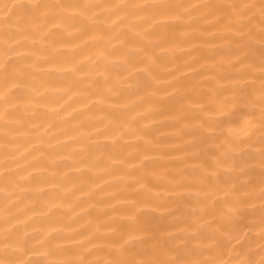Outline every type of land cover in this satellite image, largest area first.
<instances>
[{"label":"bare ground","instance_id":"1","mask_svg":"<svg viewBox=\"0 0 264 264\" xmlns=\"http://www.w3.org/2000/svg\"><path fill=\"white\" fill-rule=\"evenodd\" d=\"M136 2L195 5L228 4L238 0ZM239 2L258 3L259 0ZM189 12L182 21H168V26L162 29L143 26L153 32L148 52L155 63L149 71H142L144 53L135 52L130 63L137 72L130 74L119 69L114 79L115 95L109 93L108 99L98 94L96 72L87 60L97 51L96 45L92 42L83 45L80 39L67 36L42 44L38 35L30 37L37 40L30 49L36 55L23 61L29 66L27 81L13 101L20 123H10L5 128L0 122V217L11 214L24 219L26 214L32 218L30 222L36 231L57 229L66 239L54 243L78 251L91 250L93 245L104 249L114 238L111 230L115 234L126 231L133 225L130 219L133 216L138 223L154 230L169 223L183 228L192 222V212L197 208L196 194L200 191L199 166L210 152L217 154V145L231 135L228 129L236 127L231 122L233 118L219 117L217 112L212 113L210 119L194 105L220 101L228 96L229 92L224 89L242 66L234 62L233 49L237 41L224 33L223 25L209 28L195 10ZM131 47L136 49L143 45ZM78 64L88 66L89 72L71 71ZM174 88L180 92H173ZM258 89L256 79L255 95H259ZM182 94L188 95L192 103L182 100ZM216 117L220 125L216 131L220 132V128L224 131L219 136L209 137L206 128L199 125L209 121L215 127ZM120 122L126 124L127 134L114 145L106 138L105 129L110 131L113 124ZM68 136L73 139H67ZM259 148L258 143L250 141L239 145L236 153L238 160L240 150L256 154L245 163L254 169L250 175L257 181L254 185L257 189ZM93 155L99 158L98 167L84 169L82 165H74L77 159ZM107 156L123 163L113 164L106 160ZM145 157L144 169L133 167ZM76 168L81 170L76 171ZM145 170L156 175L144 181L147 187L141 189L128 174H143ZM21 177L26 179L21 180ZM247 179L248 176L239 177L240 181ZM6 180L10 185H6ZM133 200L143 203L130 210L127 202ZM215 227L209 223L204 231ZM252 238L254 243L245 258L259 264L262 258L259 228L253 230ZM202 243L207 241L192 240L191 246L198 253L193 258L229 259L226 254L202 250L199 247ZM96 256H106V253L94 252L88 258Z\"/></svg>","mask_w":264,"mask_h":264},{"label":"snow or ice","instance_id":"2","mask_svg":"<svg viewBox=\"0 0 264 264\" xmlns=\"http://www.w3.org/2000/svg\"><path fill=\"white\" fill-rule=\"evenodd\" d=\"M189 10H195L209 28L223 25L224 33L237 41L233 49L236 54L234 62L242 66L236 78L230 80L224 89L229 92L228 96L220 101L194 105L210 119L212 113L217 112L219 117L233 118L231 122L236 127L228 129L231 135L217 145V154L210 152L199 166L200 191L196 194L197 208L192 212V222L183 228L169 223L154 230L138 223L133 216L130 218L133 225L126 231L115 234L111 230L114 238L104 249L93 245L91 250L78 251L54 243L55 240L66 239L59 234V230L38 232L30 222L32 218L26 214L24 219L6 214L0 217V224L3 225L0 227V264H253L245 256L251 251L254 243L252 234L256 228H259L261 240L262 258L259 264H264V0L258 3L238 0L228 4L195 5L136 0H107L105 3L92 0L0 2V105H3L0 108V122L5 128L10 123H20L13 101L27 81L29 66L23 61L36 55L30 49L37 40L30 37L38 35L42 44L67 36L80 39L83 45L89 42L96 45L97 51L87 60L96 72L100 86L98 94L108 99L109 93L115 95L114 79L119 69L130 71V74L137 72L130 63L135 52L144 53L142 62L145 67L142 71H149L155 63L148 52L152 43L149 37L153 32L143 26L148 24L151 29L165 28L168 21H182L184 16L190 15ZM131 45L143 47L133 49ZM71 71L89 72V67L78 64ZM256 79L259 80V95L254 94ZM173 92L179 93L180 90L174 88ZM181 99L192 103L186 94H182ZM219 117L215 118V127L209 121L202 122L199 127L206 128L209 137L219 136L224 131L223 128H220V132L216 131L220 126ZM241 132L244 134L241 135ZM125 134L127 127L124 122L113 124L110 131L105 129L106 138H110L114 145ZM66 138L73 139L71 136ZM250 141L260 145L258 189L254 187L257 181L250 175L254 169L245 163L246 159L254 158L256 154L240 150V159L236 158L239 145ZM146 143L151 144V141ZM106 160H111L113 164L123 163V160L112 159V156H107ZM145 160L147 157L133 167L144 169ZM74 165H82L84 169L95 168L99 165V158L93 155L91 158L77 159ZM80 170L76 168V171ZM155 175L145 170L143 174L129 173L128 178L144 189L147 183L143 182ZM241 176H248V179L240 181ZM6 185H10L7 180ZM127 203L131 210L143 201ZM209 223L216 227L205 233L204 229ZM194 239L207 241L199 246L202 250L226 254L229 259L193 258L198 254L196 248L191 246ZM99 251L105 252L106 256L88 258ZM60 256L65 258H54Z\"/></svg>","mask_w":264,"mask_h":264}]
</instances>
